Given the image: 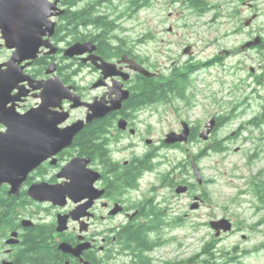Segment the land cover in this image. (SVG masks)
Segmentation results:
<instances>
[{
	"label": "flooded vegetation",
	"instance_id": "obj_1",
	"mask_svg": "<svg viewBox=\"0 0 264 264\" xmlns=\"http://www.w3.org/2000/svg\"><path fill=\"white\" fill-rule=\"evenodd\" d=\"M47 4L51 15L41 27L45 32L41 38L47 45L40 47L38 58L25 72L42 81L57 75L77 101L84 103L71 107L72 101L62 99L52 109L65 116L58 127L65 129L77 121H83V127L69 145L27 175L17 195L8 193V184H0L21 204L16 207L11 225L0 227V264H42L35 258L33 240H28L37 227L47 229L46 236L36 235L35 240L58 251L46 258L56 264H189L190 257H196L199 263L204 244L191 256L173 259L164 250L169 242L165 231L182 227L181 222L190 216L188 210H195L191 209L194 202L198 203L196 209L206 203V191H193L210 180L200 173L202 183L198 184L192 167L196 164L201 172L202 159L211 152L228 150L224 142L229 138L219 139L217 134L248 107V97L233 99L235 90L230 79L233 70L246 68L239 56L246 54L245 58L251 59L249 51L260 56L255 66L248 65L247 77L262 110L241 123L239 129H262L264 34L250 35L240 46L232 47V24L237 16L232 0H47ZM141 9L150 10L151 29L131 40L121 23L135 19ZM164 11L166 16L162 15ZM98 18L109 23L112 30L96 22ZM255 38H259L257 45L241 48ZM76 43H83L84 53L65 57L64 51ZM144 47L150 48L148 54L142 50ZM52 49L56 52L49 54ZM128 59L153 75L146 77L133 71ZM102 61L113 64L106 73ZM51 62L55 71L46 74ZM194 77H198L202 88L196 87ZM143 78L150 79L149 96L142 93ZM39 92L30 91L18 102L19 111L37 105L39 99L33 105L28 100ZM198 93L214 110L203 109L206 119L191 120L188 115ZM95 104L106 111L87 121L94 114ZM156 117L171 118L158 137L153 136L152 128L157 121L151 120ZM186 129L185 141L165 142L168 133L179 134ZM0 130L5 128L0 125ZM205 131L208 135L203 138ZM234 135L235 131L231 133ZM74 158L83 160L69 167ZM34 183L54 185L62 195L55 202L34 200L27 194ZM178 185H186L187 190L176 193ZM253 186L257 199L264 201V183L253 182ZM180 196L187 198V208L178 203ZM59 221L65 223L64 230L57 229ZM203 225L210 226L192 221L193 229ZM233 228L218 236L213 231L208 241L214 242L217 254L220 241ZM62 242L87 247L76 257L60 249ZM176 245L183 247L182 242ZM247 252L233 246L224 254L235 257Z\"/></svg>",
	"mask_w": 264,
	"mask_h": 264
},
{
	"label": "water",
	"instance_id": "obj_2",
	"mask_svg": "<svg viewBox=\"0 0 264 264\" xmlns=\"http://www.w3.org/2000/svg\"><path fill=\"white\" fill-rule=\"evenodd\" d=\"M47 0H0V38L2 46L12 50L10 57L0 63V125L5 130H0V184H8L9 194L17 195L25 181L27 175L40 163L49 157H53L58 151L70 144L72 137L83 127V121H77L71 126L61 129L65 116L52 111L59 106L62 99L73 102L71 107L81 104L74 97L68 86H65L57 75H53L42 81L34 79L32 75L25 72L28 66L40 54V47L47 45V41H42L41 36L45 32L41 27L48 22L47 17L51 14L47 11ZM255 16H251L244 21L247 26ZM52 29L47 31L48 34ZM259 38L246 42L242 49L257 45ZM83 43H76L64 51V56L71 58L84 53ZM52 49L49 54L55 53ZM125 61V60H124ZM103 62V61H102ZM130 68L140 72L146 77L153 75L133 59H128ZM112 63L103 62L101 68L106 73ZM55 71L54 62H51L46 70V74ZM30 88V89H29ZM40 91L32 94L33 98L39 99L37 105L21 112L18 109V102L23 101L30 91ZM127 95V91H125ZM94 114L87 117V121L100 117L106 110L95 104L92 107ZM188 130L181 133H168L165 138L166 143L183 142L186 140ZM208 131H205V138ZM79 158H74L69 167H75ZM193 172L196 182L202 183V177L196 164H193ZM77 175V174H75ZM75 183V177L72 178ZM186 185H178L175 192L184 193ZM27 194L37 201H56L58 195H62V190L47 183H34L29 186ZM198 203L194 202L191 209H196ZM65 221V220H64ZM210 228L218 236L221 232L227 233L232 230V223L227 218H219L209 222ZM66 225L59 221L57 229L64 230ZM86 244H79L75 247L68 243H61L60 249L76 257H80Z\"/></svg>",
	"mask_w": 264,
	"mask_h": 264
},
{
	"label": "rangeland",
	"instance_id": "obj_3",
	"mask_svg": "<svg viewBox=\"0 0 264 264\" xmlns=\"http://www.w3.org/2000/svg\"><path fill=\"white\" fill-rule=\"evenodd\" d=\"M232 8L237 10L236 21L232 24V47L240 46L250 35L264 34V0H232ZM166 13L167 11H164L162 15L166 16ZM253 15L255 16L254 20L245 26L244 21ZM168 21L170 22V20ZM121 24L122 29L126 32L124 34L131 40L135 39L138 34H143L151 29V12L141 9L135 19H126ZM235 30L236 32H234ZM0 43H2L1 39ZM142 50L145 54L150 52L149 47H144ZM10 54L5 47L1 46L0 63L6 61ZM247 56L251 59L245 58L246 54L239 56L246 68L233 70L230 80H232V89L235 90L233 99L240 100L248 97L246 99L248 107L243 114L234 119L233 123L231 120L228 126L217 134L219 139L229 138L224 142L228 150L211 152L208 157L200 161L199 168L202 170L200 173L210 182L205 183L202 189L196 187L193 193L198 194L203 190L206 191L208 197L205 205L193 212L188 210L190 216L184 226L165 231L167 234L165 238L169 242L164 250L173 259L191 256L197 248L213 237V230L210 226L203 225L198 229H193L192 221L206 224L211 220L226 217L232 220L234 228L232 226L233 231L220 241L218 252L233 246L247 249L248 252L238 256L240 263L227 262L225 264H264V201L257 199L253 186V182L262 181L264 183V125L262 129L254 127H248L245 130L239 129L241 123H245L262 110L260 100L252 94L254 87L252 81H248L247 77L249 74L248 65L255 66L260 56L256 51H249ZM194 78H196V87L202 88L198 77ZM226 78L228 79L229 76ZM215 85L214 88H217ZM37 100V98L31 97L28 103L33 105ZM203 109L207 112L214 110L202 94L198 93L188 116L191 120L206 119L208 115L203 113ZM151 120L157 121V124H152V128L153 136L158 137L165 130L166 123L168 124L171 118L156 117ZM233 131H235V135L231 136ZM237 147L239 148L235 151L234 149ZM176 156L180 155L176 154ZM177 199L179 204L187 208L185 207V203L188 201L186 197L180 196ZM178 242L183 243L182 249L176 245Z\"/></svg>",
	"mask_w": 264,
	"mask_h": 264
},
{
	"label": "trees",
	"instance_id": "obj_4",
	"mask_svg": "<svg viewBox=\"0 0 264 264\" xmlns=\"http://www.w3.org/2000/svg\"><path fill=\"white\" fill-rule=\"evenodd\" d=\"M143 3H141L140 6H142ZM87 17V15H82ZM95 21V20H94ZM100 25H104L107 27L106 29L112 30L111 25L109 23L104 24L103 20H100V18L97 19V21ZM46 62V61H45ZM40 63V62H39ZM39 70H35V74H38ZM145 83L144 86L142 87V93L146 94L147 96L150 95L149 93V84L148 82L150 79L143 78ZM188 83H191V79H187ZM219 151V150H216ZM257 189V188H255ZM259 192L260 190L257 189ZM256 190V192H257ZM264 192V190H262ZM17 198H14L12 196H9L6 191V186L5 185H0V227L1 228H8L11 225L12 222V217L15 215L16 212V207L18 205H21L20 202L15 201ZM181 225L184 226V222H181ZM47 229L45 227H37L32 231L30 235H28V240H33L31 242L32 248L35 249L34 255L36 259H39L42 261V264H56L55 262H52L51 259H46L47 255H57L58 251L55 249H49L46 245L38 244L35 239L38 237H44L46 236ZM38 235V237H36ZM34 243V244H33ZM203 260L200 261L199 263L197 262L196 257L193 258H188V263L191 264L193 260V264H225L227 262L230 263H240V260H238V256L232 257V253H225L226 256H224L225 251L219 252L220 254H217V250H214V242L213 241H207L203 245Z\"/></svg>",
	"mask_w": 264,
	"mask_h": 264
},
{
	"label": "bare ground",
	"instance_id": "obj_5",
	"mask_svg": "<svg viewBox=\"0 0 264 264\" xmlns=\"http://www.w3.org/2000/svg\"><path fill=\"white\" fill-rule=\"evenodd\" d=\"M253 119V118H252Z\"/></svg>",
	"mask_w": 264,
	"mask_h": 264
}]
</instances>
